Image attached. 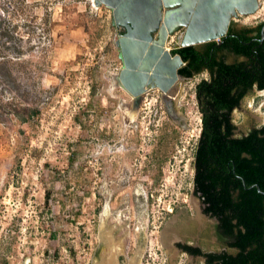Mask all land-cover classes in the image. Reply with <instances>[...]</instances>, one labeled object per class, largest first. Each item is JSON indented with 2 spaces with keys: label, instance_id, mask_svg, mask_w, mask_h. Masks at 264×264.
<instances>
[{
  "label": "rangeland",
  "instance_id": "obj_1",
  "mask_svg": "<svg viewBox=\"0 0 264 264\" xmlns=\"http://www.w3.org/2000/svg\"><path fill=\"white\" fill-rule=\"evenodd\" d=\"M259 3L232 23L263 22ZM120 31L93 0H0V264H203L176 242L218 250L186 169L199 129L193 84L208 73L179 84L175 115L159 89L131 114L114 78ZM233 121L237 135L262 126L264 90Z\"/></svg>",
  "mask_w": 264,
  "mask_h": 264
},
{
  "label": "trees",
  "instance_id": "obj_2",
  "mask_svg": "<svg viewBox=\"0 0 264 264\" xmlns=\"http://www.w3.org/2000/svg\"><path fill=\"white\" fill-rule=\"evenodd\" d=\"M263 24L243 29L236 39L229 28L231 36L223 37L221 45L212 41L202 48L172 50L186 63L181 75L209 72L195 87L202 129L194 155L193 193L203 212L220 221L229 245L239 249L235 256L209 254L208 264H264V124L237 135L233 121L242 100L254 89L264 90ZM250 31L257 33L248 36ZM224 52L234 54L235 60L228 61ZM189 252L198 254L200 249L190 246Z\"/></svg>",
  "mask_w": 264,
  "mask_h": 264
},
{
  "label": "water",
  "instance_id": "obj_3",
  "mask_svg": "<svg viewBox=\"0 0 264 264\" xmlns=\"http://www.w3.org/2000/svg\"><path fill=\"white\" fill-rule=\"evenodd\" d=\"M93 4L109 7L113 26L121 30L115 40L122 60L116 85L132 97L135 111L149 89H159L172 115V96L188 78L179 73L186 64L181 55L166 47L169 38L183 29L176 48L220 41L234 17L259 9V0H93ZM263 31L264 24L262 36ZM195 202L203 209L202 202Z\"/></svg>",
  "mask_w": 264,
  "mask_h": 264
},
{
  "label": "flooded vegetation",
  "instance_id": "obj_4",
  "mask_svg": "<svg viewBox=\"0 0 264 264\" xmlns=\"http://www.w3.org/2000/svg\"><path fill=\"white\" fill-rule=\"evenodd\" d=\"M230 28L233 29V34H231L233 36L232 38L236 39L237 37H239V35L243 31V29H245V28H255V27H237L234 23H232ZM256 33L257 32L250 31L247 35L248 36H254ZM231 35L227 34L226 36L229 37ZM222 41H223V39L218 41V45H221ZM224 55H226V58L228 57V55H233L234 56V54L228 53V52H224ZM204 71H206L208 73V76H209V72L207 70H204ZM182 76L187 78V76H184V75H182ZM131 114H136L135 110L132 111ZM202 211H203V209H202ZM210 218H212V217H210ZM212 219H214L213 234H214L215 239H216V245L218 246V250L205 249L202 245H194V244L189 243V242L178 241V242H176V245L178 246V250L182 254H186L187 256H192V257H200L202 259V262L204 260L205 263H208V260H209V256L208 255L212 254V253L213 254H217V255H221V254H225L226 253V254H232L234 256L239 253V249L236 246H230L229 245V241L230 240L228 238H226L225 235H223L222 229L220 228V221L218 219H216V218H212ZM190 246L193 247V248H199L200 249V253L192 254L191 252H189V247ZM218 261L219 260H216L215 262L218 263Z\"/></svg>",
  "mask_w": 264,
  "mask_h": 264
},
{
  "label": "built area",
  "instance_id": "obj_5",
  "mask_svg": "<svg viewBox=\"0 0 264 264\" xmlns=\"http://www.w3.org/2000/svg\"><path fill=\"white\" fill-rule=\"evenodd\" d=\"M259 6H260V3H259ZM261 7H259L260 9ZM258 9V10H259ZM167 47V46H166ZM207 78V77H205ZM203 79V78H202ZM201 80V79H200ZM200 80H197L196 83L193 84L194 86V91H193V95H192V99L194 100V106L196 107L197 109V112L199 113L198 115V119H199V129H198V134H197V138H196V143H195V146L194 148H192V153H191V157L190 159L188 160L187 164V168L186 169H190V175H191V179H192V185L194 187V183H193V180H194V174H195V169H194V155H195V150H196V146H197V143H198V139L200 137V133H201V129H202V114L200 112V109H199V105H198V102H197V98H196V92H195V87H196V84L200 81ZM152 89H149L147 91L146 94H148ZM173 211V208L170 209V212Z\"/></svg>",
  "mask_w": 264,
  "mask_h": 264
},
{
  "label": "crops",
  "instance_id": "obj_6",
  "mask_svg": "<svg viewBox=\"0 0 264 264\" xmlns=\"http://www.w3.org/2000/svg\"><path fill=\"white\" fill-rule=\"evenodd\" d=\"M115 243H116V242H115ZM106 244H108V242H106ZM113 246H114V245H113ZM114 247H116V245H115ZM114 247H113V248H114ZM114 250H115L114 254L116 255V248H114ZM114 257H115V256H114ZM114 257H111V258H112V260H113V258H114ZM189 258H190V260H191V258H193V257H192V256H190ZM201 261H202V259H201ZM113 262H114V260H113ZM104 264H108V263H107V262H105ZM112 264H113V263H112ZM203 264H208V263H205V262H204V260H203Z\"/></svg>",
  "mask_w": 264,
  "mask_h": 264
},
{
  "label": "bare ground",
  "instance_id": "obj_7",
  "mask_svg": "<svg viewBox=\"0 0 264 264\" xmlns=\"http://www.w3.org/2000/svg\"><path fill=\"white\" fill-rule=\"evenodd\" d=\"M255 14V13H254ZM251 15H253V14H251ZM177 94V93H176ZM175 94V95H176ZM172 98H174V96H172ZM107 239L110 241L111 239H110V237H111V234H110V232H108L107 234ZM102 239V238H101ZM113 242V241H112ZM113 249V248H112ZM114 251V250H113Z\"/></svg>",
  "mask_w": 264,
  "mask_h": 264
}]
</instances>
